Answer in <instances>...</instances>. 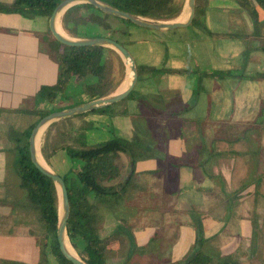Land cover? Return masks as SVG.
<instances>
[{
    "label": "crops",
    "instance_id": "crops-1",
    "mask_svg": "<svg viewBox=\"0 0 264 264\" xmlns=\"http://www.w3.org/2000/svg\"><path fill=\"white\" fill-rule=\"evenodd\" d=\"M201 2L203 18L214 33L194 22L175 29L122 23L128 32L119 36L137 64L184 70L138 80L135 97L128 99L130 110L144 111L138 96L164 91L167 107L180 110L179 117L199 119L201 127L168 140L169 155L187 154L182 162L168 156L140 159L135 169L129 166L117 181L133 172L135 195L126 202L135 208L129 221L132 230L141 228L136 231L141 239L150 234L147 229L152 234L155 226H166L154 234L157 237L148 245L151 253L178 260L193 247L201 231L207 238L204 247L210 251L239 256L236 251L244 244L243 253L262 252L264 257V76L255 77L264 72V49L259 46L264 23L255 31L253 15L238 0ZM258 12L264 22V10ZM48 27L45 15L29 17L0 10V197L12 192L10 176L15 168L10 134L21 127L28 113L15 109L28 104L42 84L57 79L58 64L33 33ZM230 31L236 34H217ZM240 33L250 36L246 39ZM248 44L250 59L245 61ZM216 70L227 73L213 74ZM199 81L197 102L188 105ZM84 118L91 123L86 130L90 142L133 133L130 115L89 112ZM143 120L160 136L170 123L164 117ZM172 128L179 133V123L174 122ZM56 154L65 163L77 160L59 149L49 162L56 171L51 162ZM123 158L129 164L125 153ZM71 166L65 167L66 174ZM164 207L170 209L163 211ZM24 214L22 209L0 203V257L37 260L39 248Z\"/></svg>",
    "mask_w": 264,
    "mask_h": 264
},
{
    "label": "trees",
    "instance_id": "trees-1",
    "mask_svg": "<svg viewBox=\"0 0 264 264\" xmlns=\"http://www.w3.org/2000/svg\"><path fill=\"white\" fill-rule=\"evenodd\" d=\"M61 0H0V10L19 12L29 17L45 15L50 17L54 8ZM118 8L156 19H173L181 14L186 0H104ZM253 15L256 30L263 25L259 16V8L264 10V0H238ZM255 1V3H254ZM204 3L196 0L194 23L204 30L211 31L203 18ZM117 24L115 25V22ZM121 23V25L119 24ZM134 23L96 7L89 2H81L69 7L63 17L64 29L78 37L106 35L119 40L121 33L128 30L123 24ZM119 24V25H118ZM41 42V47L58 64L57 79L53 83L42 84L36 94L29 99L24 107L15 110L35 112L40 118L47 112L70 107L87 100L108 95L113 92L125 75L126 63L121 54L106 45H72L58 40L48 27L44 31H34ZM219 35L236 34L234 31L217 33ZM238 34V33H237ZM246 39L247 33H240ZM264 49V38L260 40ZM249 44L244 50L245 61L250 59ZM118 70V71H117ZM139 80L166 71H184L169 67L138 64ZM227 73V72H226ZM224 71L216 70L213 74L224 75ZM229 73V72H228ZM264 76V72L255 77ZM201 90L200 81L189 100L188 105L197 102ZM135 97V89L121 100L109 105L95 108L71 117L63 118L50 124L46 136L55 128L54 140L50 150L43 145L44 157L50 162V157L59 149H66L73 158H80L78 168L71 169L64 175L70 195V215L67 223L69 239L74 248L88 264H116L111 261L115 255V242H119L125 232L123 227L131 229L130 215L134 207L126 200L135 195L133 172L122 179L128 167L135 169L138 160L150 157L162 158L168 156L182 162L187 154L182 156L169 155L167 143L174 136L183 135L201 127V121L196 118L179 117V111L166 106L164 91L148 92L137 98L144 103L143 112H133L128 106V99ZM68 100L65 106L43 109L38 107L40 101ZM89 112H107L110 114L130 115L133 123V133L130 137L115 134L111 138L90 142L86 135L91 125L84 116ZM81 116V123H72V118ZM147 117L168 118L170 123L163 135L155 133L148 124ZM39 118V119H40ZM38 119V120H39ZM32 122L22 130L14 128L10 134L13 139L12 165L19 176V186L24 194L8 192L0 197V203L12 205L14 208L32 212L42 227V235L36 238L39 248L38 258L29 262L18 258H3L6 264H74L62 252L57 238L59 221V196L54 179L40 170L31 158L29 137L34 125ZM179 123V133L173 130V123ZM69 123L67 127L60 124ZM123 153L129 157V164L123 159ZM170 208L164 207L163 211ZM119 219L117 230L104 235L102 229L108 213ZM157 234L152 237L155 239ZM207 238L199 231L193 247L180 259L159 262V264H251L236 256L233 252H213L204 247ZM151 241L137 245L136 250L144 252ZM52 256L55 263L52 261ZM121 264H137L125 258Z\"/></svg>",
    "mask_w": 264,
    "mask_h": 264
},
{
    "label": "water",
    "instance_id": "water-1",
    "mask_svg": "<svg viewBox=\"0 0 264 264\" xmlns=\"http://www.w3.org/2000/svg\"><path fill=\"white\" fill-rule=\"evenodd\" d=\"M81 2H89L105 12H108L110 14L122 18L130 19L136 24L155 28V29H175L178 27L187 26L194 21V17L196 14V0L185 1V6L187 5L189 7V13L186 19L180 18L182 14L181 13L176 18L167 19V20L151 18L127 10H123L104 0H61L56 5L52 14L49 17V28L52 31L53 35L58 40L72 45L99 44V45L110 46L121 54L122 58L127 64L130 63L129 66L131 69L129 83L127 87H125L124 89L108 95L93 98L67 108L51 110L38 120V122L34 125L30 133L29 148L33 162L40 170L51 176L57 185L58 196H59V221L57 226V238L62 252L66 255V257L72 260L74 264H88V263L81 257V255L76 249H75L76 253H74L70 250L68 246V241L71 243L67 231V223L70 215V204H71L68 186L64 176L61 175L56 170H54L50 166L47 160L46 163L42 162L41 158L44 157V155L41 149L40 148L38 149V145H37L38 135L40 131H42L43 129L45 130L47 127L50 126L51 123L57 120H61L66 117H71L80 113H84L93 110L95 108H100L102 106L109 105L110 103L116 102L118 100L127 97L129 93L134 90L139 80V71H138V64L136 62V59L134 58L129 48L123 43H121L119 40L106 35L72 37L68 35L66 32H64L65 29L62 24V17L65 11L72 5ZM59 28H61L63 31L60 30ZM44 159L46 158L44 157ZM123 230L126 231V233L129 235L131 239L132 245L130 252H132L135 246V237L130 228L124 226Z\"/></svg>",
    "mask_w": 264,
    "mask_h": 264
},
{
    "label": "rangeland",
    "instance_id": "rangeland-1",
    "mask_svg": "<svg viewBox=\"0 0 264 264\" xmlns=\"http://www.w3.org/2000/svg\"><path fill=\"white\" fill-rule=\"evenodd\" d=\"M189 12V7L186 5L185 9L183 11V13L181 14L180 18H186L187 14ZM116 21V20H115ZM117 24V21L115 22V25ZM64 32H66L68 35L72 36V37H78V36H74L71 35L70 33H68L66 30H64ZM126 63V62H125ZM118 71V70H117ZM130 78V69L128 64L126 63V68H125V75L122 79V81L120 82V84L118 85V87L111 93L120 91L123 89L126 81H128ZM110 93V94H111ZM59 98H57L54 101H46L43 104H40V108L43 109H50L53 107H60V106H65V104L69 103L68 100H62L61 102L58 101ZM67 108V107H65ZM81 116H76L72 118V123L74 122L75 124H80L81 122ZM40 118L39 114H36L35 112H28L25 115V119L23 122H21V127H18L19 130H22L24 128H27L32 122L37 121ZM59 121V120H57ZM69 125V123H64V124H60L59 127H67ZM17 128V129H18ZM48 130V127L44 130L42 139H41V143H40V149L42 151V147L43 145L46 146L47 150H50L51 148V144L54 140V133H55V128H53L51 130V134L49 136H46V132ZM43 153V151H42ZM44 155V153H43ZM55 158L51 160L53 166L57 169V171L64 176V174H66V169L65 167L71 166V169H76L79 167V164L81 162L80 158H76L77 160L74 162H66L65 163V159L63 158V156H61V154H56V156H54ZM124 159V158H123ZM49 163V162H48ZM10 184H11V188H12V193H18L20 195L24 194V190L23 188H21L19 186V176L17 175V172L15 171V173L13 172L12 175L10 176ZM25 211L24 216L27 217L29 220L28 225H30V232L32 233V235L34 236L35 240L39 235H42V227L40 225V223L36 220L34 214L32 212L29 211ZM164 218V217H162ZM122 224V222L120 220H118L117 218H115L112 214H110L107 219H106V223L105 226L102 229V232L104 235H108L111 234L113 232H115L118 228V225ZM157 226H155V231L152 232V234L154 235L157 231H160L162 229H164L166 226L164 225V223H161L160 225H158V228H156ZM141 228L136 227L133 230L131 229L134 237H135V246L134 249L131 251V239L129 237V235L126 233V231L123 233V236L121 238V240L119 242H115V255L111 257V261L113 263L116 264H121L123 262V260L125 258H129L130 262L132 263H137V264H158V262H167V261H173V256L172 255H167V256H158L156 254L151 253V251H149V247L147 246L144 250V252H140L139 250H136V246L137 245H143L149 241H151V237L153 236L151 234L150 228L147 229L150 234L147 235V237L145 238V240L141 239L139 236L140 234L136 233L137 230H140ZM138 237H137V235ZM261 247H262V241H260ZM263 249V248H262ZM239 255V257L245 259L246 261H248L251 264H259L262 263L264 260V257L262 256V252L260 255H255L253 254H247V253H243L244 252V244L240 245V248L236 251ZM236 253V254H237ZM39 254V253H38ZM52 261L53 263H55V259L52 256ZM0 264H6V263H2L0 261Z\"/></svg>",
    "mask_w": 264,
    "mask_h": 264
},
{
    "label": "bare ground",
    "instance_id": "bare-ground-1",
    "mask_svg": "<svg viewBox=\"0 0 264 264\" xmlns=\"http://www.w3.org/2000/svg\"><path fill=\"white\" fill-rule=\"evenodd\" d=\"M188 13H189V12H188ZM187 16H188V14H187ZM185 19H186V18H185ZM59 29L62 30L61 28H59ZM62 31H63V30H62ZM129 64H130V63H129ZM129 64H128V66H129ZM129 69H130V66H129ZM130 73H131V69H130ZM128 83H129V80L126 81V83H125L123 89H124L125 87H127ZM43 133H44V129H43L42 131H40V133H39V135H38V140H37V142H38V144H37V145H38V149L40 148V143H41V139H42ZM41 160H42V162L46 163V159H44V157H42ZM68 246H69V248H70V250H71L72 252L76 253L75 248L72 246V244H71L69 241H68Z\"/></svg>",
    "mask_w": 264,
    "mask_h": 264
}]
</instances>
